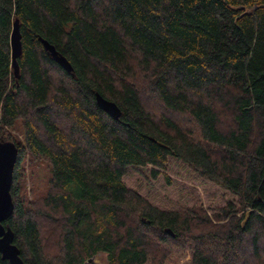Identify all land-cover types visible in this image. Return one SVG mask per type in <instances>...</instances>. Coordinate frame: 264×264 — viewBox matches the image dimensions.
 Masks as SVG:
<instances>
[{"label":"trees","instance_id":"16d2710c","mask_svg":"<svg viewBox=\"0 0 264 264\" xmlns=\"http://www.w3.org/2000/svg\"><path fill=\"white\" fill-rule=\"evenodd\" d=\"M0 140L24 264H264V0H0ZM171 161L232 199L188 198Z\"/></svg>","mask_w":264,"mask_h":264},{"label":"water","instance_id":"95a60500","mask_svg":"<svg viewBox=\"0 0 264 264\" xmlns=\"http://www.w3.org/2000/svg\"><path fill=\"white\" fill-rule=\"evenodd\" d=\"M43 48L49 56L58 63L65 71L71 72L72 66L69 61L60 54L47 40L40 38ZM21 54V34L18 21L14 20L10 33L11 67L15 78H19V66L17 58ZM96 105L106 112L112 119L118 120L121 115L119 106L112 100L104 98L98 92L94 93ZM18 149L11 140H0V255L8 261V264H24L19 249L13 242L14 234L9 226L3 222L13 212V202L10 188L13 179L14 166L17 160Z\"/></svg>","mask_w":264,"mask_h":264},{"label":"rangeland","instance_id":"374dc122","mask_svg":"<svg viewBox=\"0 0 264 264\" xmlns=\"http://www.w3.org/2000/svg\"><path fill=\"white\" fill-rule=\"evenodd\" d=\"M171 164L173 165V169L178 170L179 174L177 175V177H179V184L189 186L187 187V189L189 190V193L187 195L188 198H192L191 195H193L194 197L198 198L204 206L210 207L211 209L219 205H223L226 200L232 199V196L229 192L216 185L204 184L201 187V185L199 184V178H195L192 174L188 173L185 170L183 171L177 164H175L174 161H171ZM39 178L40 181L37 183V191H34V193L37 192L38 194L43 192L46 182V180L43 178V175H41ZM127 184L128 186L136 189V191L138 192H141L143 194H145L146 192V181L141 180V178L135 173L130 176ZM28 188L26 194L29 196L32 191H29ZM31 196H33V193ZM92 260H95L96 262L105 263L106 255L104 253H98ZM188 262L189 254L186 249H173L165 264H188Z\"/></svg>","mask_w":264,"mask_h":264}]
</instances>
